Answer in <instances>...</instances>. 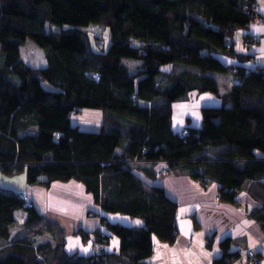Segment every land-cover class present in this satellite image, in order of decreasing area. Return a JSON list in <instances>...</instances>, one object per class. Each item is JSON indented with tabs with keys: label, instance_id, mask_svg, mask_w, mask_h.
<instances>
[{
	"label": "trees",
	"instance_id": "trees-1",
	"mask_svg": "<svg viewBox=\"0 0 264 264\" xmlns=\"http://www.w3.org/2000/svg\"><path fill=\"white\" fill-rule=\"evenodd\" d=\"M255 2L0 0L1 172H25L28 185L44 187L75 179L105 213L144 221L129 226L102 216L119 249L108 251L111 235L96 231L92 253L70 251L66 230L0 181V243L8 242L0 246V264H150L155 236L177 238L178 204L137 175V162L166 161L175 172L217 182L225 201L236 202L253 181L264 192V69L247 71L218 57L243 58L232 39L257 16ZM27 40L43 49L46 65L22 59ZM125 59L141 61L135 73ZM215 73L233 74L236 82L221 93ZM195 90L223 102L204 106L202 126L182 137L172 128L173 103ZM84 109L101 110L99 130L73 124L72 115ZM19 210L32 237L12 235ZM255 216L264 229V209ZM47 234L54 240L36 239ZM221 247L214 264L240 256L229 251V238Z\"/></svg>",
	"mask_w": 264,
	"mask_h": 264
},
{
	"label": "crops",
	"instance_id": "crops-1",
	"mask_svg": "<svg viewBox=\"0 0 264 264\" xmlns=\"http://www.w3.org/2000/svg\"><path fill=\"white\" fill-rule=\"evenodd\" d=\"M255 1L257 17L261 20L252 21L247 28H239L232 39L235 53L243 58L218 55L224 64L241 66L247 71L264 69V0ZM247 35L253 38L252 45L246 46ZM224 75L233 77L230 73ZM230 86L224 91L220 89V92L225 93ZM188 96L187 100L173 103L172 128L176 133L182 132L185 127L200 128L203 123L202 108L219 106L223 102L219 96L210 92L195 90ZM100 119L101 123L102 115ZM136 165H140L136 170L137 175L145 183L163 187L167 196L178 204L177 238L175 242L168 243L155 236L154 251L148 259L150 264H214V259L223 254L221 243L227 238L230 239L229 251L240 254L231 264H252L247 256L249 250H254L259 264H264V229L261 220L255 216L256 211L264 209V201L261 200L264 192L260 189L262 185L250 182V189L248 186L242 189L236 196V202H230L220 198V185L217 182L203 183L187 173L175 172L166 161H142ZM144 166L153 170H144ZM14 190L24 193L32 201L39 198L41 204L33 201L37 208L49 206L55 213H60L55 216L64 214L70 221L77 223L76 226H70L58 219L65 229H72L70 233L66 230L67 235H74V249L81 254H90L97 248L98 242L92 234L96 231L111 235L109 244L105 246L108 251L119 249V238L104 225L102 218L95 217L97 214L106 216L113 223L129 226L144 224L139 217L105 213L85 185L75 179L54 181L50 188L26 185L23 189ZM52 210L51 214L54 215ZM89 211H93L90 216L87 214ZM79 229L89 232L90 239L85 241L78 233ZM208 240H211L209 246Z\"/></svg>",
	"mask_w": 264,
	"mask_h": 264
},
{
	"label": "rangeland",
	"instance_id": "rangeland-1",
	"mask_svg": "<svg viewBox=\"0 0 264 264\" xmlns=\"http://www.w3.org/2000/svg\"><path fill=\"white\" fill-rule=\"evenodd\" d=\"M56 28H58V27H56ZM105 39H106V43H107V47H108L110 44L109 31L108 30H106V32H105ZM250 40H253V38L251 37ZM248 41H249V39H245V44ZM92 43L94 45V48L95 47L97 48V46L94 42L93 36H92ZM21 57L28 65H31L33 67H43L44 65H46V57H45V53H44L43 49L38 47L35 43L31 42L30 40H27L24 43V45L21 46ZM0 59H1V57H0ZM125 63L129 66L132 73H135L137 71V68L141 65V61L134 60V59H125ZM166 69L169 70L168 67H166ZM220 75H221L220 73H215V76H217L221 81L220 82L221 91L226 90V88H228V86H230L232 83L236 82L233 79V77L230 75H224V74H223L224 76H220ZM45 84L47 86H49V84L47 82ZM188 98H189V96H187L183 100H187ZM99 115L101 118V115H102L101 110L84 109L78 113L73 114L72 115V121H73V124H76V125L78 124L80 126V128L83 130L97 131L100 129L99 126L102 125V122L100 123L101 119L98 117ZM102 121H103V119H102ZM98 124H100V125H98ZM0 178H1L2 185L6 188L23 189L24 186L28 185L25 172L20 173V174H15V175H8V174H4L3 172H1ZM51 185H52V183L50 184L49 187H46V188H50ZM33 201L39 203V198H34ZM39 204H41V202ZM38 210L42 214H44L46 217H48L49 219H52L55 222L59 223L58 219H60V220H62L63 223H66L67 225H70V226H72V225L76 226L75 224H77V223H73V221H70L69 217H66V215H64V214L60 215L59 217L55 216V215L60 214V213H55L52 209H50L49 206H47L46 208H42V207L39 208L38 207ZM51 210L53 211L54 215L51 214ZM91 213H93V211H89L87 213L88 216H90ZM16 217H17L18 221H17V225L13 229V233H12L13 237L16 236L20 232H23V233L27 232L26 235L29 237H32L34 232L33 231L30 232V230H28L27 228L24 227V222H25L26 217H27L26 213L24 211L19 210L18 212H16ZM95 217H98L99 219L102 218L100 216V214H97ZM81 224H82V222H81ZM76 228H78V227H76ZM65 230H67L68 233H70L72 231V229H71V231L68 229H65ZM92 234L95 236V232H93ZM36 237H37L36 239L38 241H43V242L49 240L50 238L53 239L51 234H47L44 236L40 235V236H36ZM73 242H74V235H72V234L71 235L69 234V236L67 235V246H66V248L68 250H71V251L74 250L75 251V249H74L75 247L73 246ZM5 244H8V242L0 243V246L5 245Z\"/></svg>",
	"mask_w": 264,
	"mask_h": 264
},
{
	"label": "built area",
	"instance_id": "built-area-1",
	"mask_svg": "<svg viewBox=\"0 0 264 264\" xmlns=\"http://www.w3.org/2000/svg\"><path fill=\"white\" fill-rule=\"evenodd\" d=\"M259 20H261V18L255 16V18H254L253 21H259ZM253 43H254L253 40H250L249 39V41L246 43V45L249 46V45H252ZM188 133H189V128L188 127H185L182 130V132H180L179 134H180V136L183 137V136L187 135ZM247 256H248V259H249L250 263H252V264H259L258 256H257V254H256V252L254 250H249L247 252Z\"/></svg>",
	"mask_w": 264,
	"mask_h": 264
}]
</instances>
